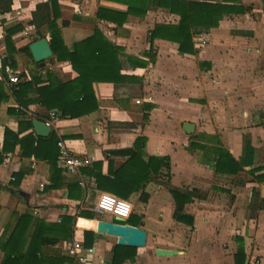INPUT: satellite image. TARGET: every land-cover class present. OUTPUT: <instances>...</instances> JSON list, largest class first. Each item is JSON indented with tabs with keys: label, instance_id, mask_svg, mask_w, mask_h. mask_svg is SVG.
Instances as JSON below:
<instances>
[{
	"label": "crops",
	"instance_id": "0c3cea01",
	"mask_svg": "<svg viewBox=\"0 0 264 264\" xmlns=\"http://www.w3.org/2000/svg\"><path fill=\"white\" fill-rule=\"evenodd\" d=\"M46 1L0 0V239L28 213L32 222L71 226V239L46 243L43 253L72 264L67 249L77 239L91 250L90 264H112L120 244L98 232L97 222L113 218L94 211L99 195L109 192L132 203L121 222L147 232L146 244L133 246L136 256L123 264H264V0H201L239 10L195 34V53L181 52L166 38L152 42L157 24L180 20L165 7L149 3L140 16L128 5L138 0H58L65 45L98 29L120 47V79L95 81L98 107L77 117L48 109L37 92L22 100L17 95V84L31 82L33 73L41 84L49 71L61 83L78 76L54 53L33 69L23 49L43 37L50 43L48 26L33 24L37 5ZM9 56L17 82L4 70ZM52 111L58 113L53 122ZM34 119L50 126L48 135L36 133ZM187 122L195 127L192 133L184 129ZM53 133L89 162L66 173L56 161L57 172L52 157L58 143H45ZM218 139L236 160L244 157L237 173L215 171L213 151L195 145L214 146ZM159 162L158 172L150 170ZM4 254L0 249V264Z\"/></svg>",
	"mask_w": 264,
	"mask_h": 264
},
{
	"label": "trees",
	"instance_id": "16d2710c",
	"mask_svg": "<svg viewBox=\"0 0 264 264\" xmlns=\"http://www.w3.org/2000/svg\"><path fill=\"white\" fill-rule=\"evenodd\" d=\"M140 3H144L142 9L140 8ZM149 3L165 7L180 16L177 24H157L151 31L152 42L156 37L166 38L177 42L179 50L186 53L196 52L193 39L195 34L217 27L224 14L239 10L230 5L201 0H138L134 4L129 2V12L143 16L148 8L151 7ZM99 15L102 16V13L99 12ZM59 16L58 0H48L37 5V10L33 13V24L38 28L44 24L48 26L53 53L58 60H68L78 73V76L71 81L61 83L55 78L52 71H49L48 82L41 84V77L33 73L31 82L25 83V86L22 83L17 84V86H21L17 91V95L21 99L22 95L29 93V91L37 92L39 94L38 100L48 109H56L62 117H77L97 109L98 104L93 89L95 81L107 80L115 82L120 79L122 67L120 47L107 40L98 29L95 30L92 36L76 42L71 47L65 45L62 30L57 21ZM126 17L127 15H123V18L119 20V24H122ZM8 40L7 38V44ZM23 49L32 59L33 69L39 68L41 63L34 60L30 45H26ZM14 50L11 48V52ZM152 56V59H154L155 55ZM138 62L144 63L143 61ZM4 63L5 66L7 64L14 65V57L9 56ZM2 99L3 97L0 95V102ZM45 143L48 144L47 147L54 148L58 143L55 134H51ZM220 144L221 142L218 139L217 144L214 146L206 144L195 145L213 151L215 171L230 174L237 173L245 163L244 157L241 161L236 160ZM244 149L245 154H252L253 147L250 141L245 144ZM133 153L137 156L139 155L138 151ZM58 154L57 146V151L52 157V161L57 172L61 173V170L56 166ZM161 164H165L170 168L167 160H163ZM159 165L160 162L157 165L151 164L150 170L153 168L155 172H158L161 166ZM172 192L178 195L177 190L173 189ZM176 197L177 210H179L181 206L180 198ZM93 216L95 215L93 214ZM32 218L28 213L21 214L8 236L7 227L0 239V249L5 252L1 264H64L68 260L66 257L47 255L42 250L43 245L46 243H56L63 237L71 239V226L67 228V222L61 227H58V224L48 226L40 219H35L32 222ZM71 221L72 218L69 217V223ZM48 232H52V236ZM238 253H243L242 247H239ZM135 256V247L117 245L114 249L112 264H123L126 259L134 258Z\"/></svg>",
	"mask_w": 264,
	"mask_h": 264
},
{
	"label": "built area",
	"instance_id": "2783aa9c",
	"mask_svg": "<svg viewBox=\"0 0 264 264\" xmlns=\"http://www.w3.org/2000/svg\"><path fill=\"white\" fill-rule=\"evenodd\" d=\"M205 42L203 40V43ZM4 70L9 73L10 81L17 82L19 80L18 75L9 65H6ZM50 117L51 122L56 121L58 119V113L52 111ZM58 147L57 166L66 173H75L81 165L89 162L87 157H82L74 153L63 139H59ZM12 179L14 178L12 177ZM132 209V203L129 200L119 198L109 192H102L94 207V211L100 214L106 213L111 215L113 219L120 217L123 220L129 218ZM90 253L91 250L85 248L82 241L77 239L67 249V255L73 258L72 264H90Z\"/></svg>",
	"mask_w": 264,
	"mask_h": 264
},
{
	"label": "water",
	"instance_id": "95a60500",
	"mask_svg": "<svg viewBox=\"0 0 264 264\" xmlns=\"http://www.w3.org/2000/svg\"><path fill=\"white\" fill-rule=\"evenodd\" d=\"M30 49L35 61L44 65L46 59L53 55V50L46 37L40 38L30 44ZM34 128L38 135L46 136L50 132V126L45 122L34 119ZM194 125L185 123L184 129L188 133L194 131ZM122 218L115 217V219H99L97 222V231L106 233L117 237V242L120 245L128 246H144L147 240V232L141 227H137L128 223H123ZM163 252H167L164 250Z\"/></svg>",
	"mask_w": 264,
	"mask_h": 264
},
{
	"label": "rangeland",
	"instance_id": "374dc122",
	"mask_svg": "<svg viewBox=\"0 0 264 264\" xmlns=\"http://www.w3.org/2000/svg\"><path fill=\"white\" fill-rule=\"evenodd\" d=\"M198 51V50H197Z\"/></svg>",
	"mask_w": 264,
	"mask_h": 264
}]
</instances>
